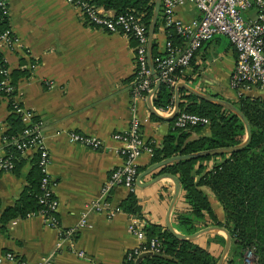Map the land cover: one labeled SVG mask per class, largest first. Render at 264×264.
Segmentation results:
<instances>
[{
    "label": "crops",
    "instance_id": "crops-1",
    "mask_svg": "<svg viewBox=\"0 0 264 264\" xmlns=\"http://www.w3.org/2000/svg\"><path fill=\"white\" fill-rule=\"evenodd\" d=\"M4 2L9 32L14 40L10 44H0V55L8 72L19 67L26 71L13 86L14 98L38 119L48 153L50 189L57 201L55 215L58 227H49L39 214L12 218L0 224V253L12 252L29 264H37L44 258L50 264H123L125 252L140 243V239L128 230L130 218H137L141 229L149 223L165 230V212L172 182L160 178L149 186H142L141 183L149 182L163 172L158 168L142 176L139 186L135 182L132 192L140 206V216L118 209L114 216L107 217L104 212L89 208L92 202L106 201L108 208L116 209L128 193L124 187L117 186L105 196L100 194L110 171L122 162L118 153L120 144L111 138V134L125 130L129 122L136 118L140 122L144 142L158 147L163 136L172 129L170 121L173 118L167 119L172 111H158L152 105L154 92L137 100L132 99L134 42L128 36L105 32L86 23L66 0ZM174 14L182 22L198 16L197 10L189 3L177 6ZM242 15L251 19L254 10L248 9ZM152 40L155 41L158 57L163 54L167 41L160 16ZM234 59L235 52L228 39L223 35H214L194 52L177 84L235 101L234 93L228 87ZM151 60L153 63L152 48ZM154 85L155 80L151 91ZM180 89L188 92L184 88L177 89L179 105L183 102ZM248 96L264 99L263 87L253 88ZM172 99L173 109V89ZM9 113L7 99L0 97V160L5 155L1 136ZM69 132L99 138L103 146L90 149L71 143L67 138ZM207 133L208 127L203 126L199 131L190 133L189 138ZM33 153L32 150L21 153L23 163L17 173L0 168V215L4 208L14 203L26 184ZM219 160L209 161L208 167ZM150 164V155L142 153L136 160V178ZM205 192L216 219L221 221L224 215L219 202L208 191ZM82 214H85L89 226L77 225ZM171 215L172 212L170 221L174 228ZM66 227L74 228V248L81 250L84 257L69 252L66 243L56 249L58 231ZM208 233L223 237L219 231H209L196 236V241L206 246ZM215 245L210 242L208 246L214 249ZM242 253L234 256L239 264Z\"/></svg>",
    "mask_w": 264,
    "mask_h": 264
},
{
    "label": "trees",
    "instance_id": "trees-1",
    "mask_svg": "<svg viewBox=\"0 0 264 264\" xmlns=\"http://www.w3.org/2000/svg\"><path fill=\"white\" fill-rule=\"evenodd\" d=\"M84 1L102 11H111L114 15L126 11L133 12L146 27L153 8V0ZM159 16L160 13L154 32ZM4 31H9L7 15L0 10V33ZM165 33L166 39L172 44L181 41L170 28L166 27ZM155 45V41L152 40L154 60L157 57ZM0 67H6L1 55ZM25 74L26 71L22 67L12 69L7 73L9 84L15 86L17 79ZM179 92L182 93L183 99L179 111L207 117L208 133L189 138L190 133L199 131L202 126L180 129L172 124V129L163 136L158 147L150 144L152 163L172 155L237 145L244 139V127L236 114L220 105L198 99L182 89ZM14 94V90L7 93L0 89V97H8L7 109L10 110L6 118V129L2 132L1 138L5 156L11 162L9 171L17 173L23 158L22 152L16 148V143L27 140L28 136L23 134L25 125L20 116L12 111ZM151 101L157 109L171 106L172 89L159 83ZM232 103L242 112L250 127V139L244 147L228 153L174 161L158 169L175 175L180 183L179 196L171 215L173 226L179 233L189 235L208 225L222 226L229 232L231 239L230 252L224 264H239L234 256H239L245 249L252 250L257 264H264V99L246 95ZM36 122L38 119L32 116L31 123ZM170 122L172 123V120ZM216 158L220 160L208 167V162ZM37 161L38 154L34 152L30 158L32 165L26 184L14 203L1 212L0 224L17 216L38 213L44 208V205L39 203L41 194L39 182L42 174ZM205 190L219 202L224 215L221 221L216 219ZM118 209L134 216L141 215L140 206L133 192L127 193L120 201ZM141 230L145 235V242L140 243L134 264H215L224 243L222 236L213 233H208L207 244L203 246L196 238L177 239L155 224H144ZM149 239L157 241L158 253L148 250ZM210 242L216 244L214 249L208 246Z\"/></svg>",
    "mask_w": 264,
    "mask_h": 264
},
{
    "label": "built area",
    "instance_id": "built-area-1",
    "mask_svg": "<svg viewBox=\"0 0 264 264\" xmlns=\"http://www.w3.org/2000/svg\"><path fill=\"white\" fill-rule=\"evenodd\" d=\"M159 13L162 26L168 27L180 37L178 44H172L168 40L164 45L163 54L153 62L156 79L159 83L173 89L177 84L184 69L194 52L202 43L211 39L214 35L225 36L232 45L235 52V59L232 70L228 77V87L233 91L235 99L246 96L255 87L261 86L264 89V0H159ZM78 11L86 23L93 25L105 32L122 33L134 42V74L132 79L131 97L137 100L147 93H151V86L154 82L147 61V27L142 23L135 13L126 11L113 14L109 11H102L84 0H66ZM184 3L191 4L198 12V16L189 21L182 22L175 17L174 11L177 6ZM248 9L254 10L251 19H245L242 13ZM0 10L6 15V4L0 0ZM9 33V34H8ZM14 37L9 31L0 33V44H10ZM3 61V60H2ZM6 67H0V89L10 93L14 90L9 84ZM6 99L8 97L4 96ZM12 111L20 116L25 125L23 134L28 136L27 140L16 143L20 152L32 150L38 154V167L42 174L39 182L40 196L39 203L44 205L38 213L46 220L51 228L58 227L55 211L57 201L50 189V181L47 174L49 162L48 153L43 143L39 129V122L31 123V113L12 96ZM158 111H172V105ZM176 128L187 129L193 126H207L208 118L202 115L187 111H178L172 120ZM68 141L83 145L90 149H99L103 142L93 136H84L77 132L67 134ZM111 138L117 141L120 146L118 153L122 158L121 164L110 171L109 175L100 188V194L105 196L112 188L121 186L128 192L135 187L137 175L136 160L142 153L151 156L152 148L145 143L140 134V122L133 118L127 128L121 132H114ZM11 162L7 156L0 160V168L9 170ZM106 201H95L89 204L96 212H104L107 217H112L118 211L108 208ZM131 217V215H130ZM79 227L89 226L85 221V214L80 216L77 224ZM128 230L145 242V235L136 219L130 218ZM74 228L66 227L58 231L55 242L56 249L66 243L67 250L82 258L84 253L76 250L73 243ZM125 252L123 264H134L138 254L139 245ZM148 250L152 253L159 252V245L155 239H149ZM29 264L26 260L16 256L12 252L0 253V264ZM37 264H50L47 258ZM241 264H257L256 258L251 249H245L242 253Z\"/></svg>",
    "mask_w": 264,
    "mask_h": 264
},
{
    "label": "water",
    "instance_id": "water-1",
    "mask_svg": "<svg viewBox=\"0 0 264 264\" xmlns=\"http://www.w3.org/2000/svg\"><path fill=\"white\" fill-rule=\"evenodd\" d=\"M159 6H160V1L159 0H153L152 13H151V17H150L148 27H147V54L146 55H147L148 67L151 71L152 78L155 80V85L152 88L151 93H153L155 91L156 86L159 84L158 80L156 79V73H155L153 63L151 60L152 34L154 32V27H155L156 20H157L158 14H159ZM179 88H184L186 91H188L190 94L196 96L198 99L220 105L223 108H225V109L231 111L232 113L236 114L239 117V119L241 120L243 127H244V131H245L244 139L237 145H233V146H229V147H221V148L202 150V151L188 153V154L172 155V156L163 158L157 162H153L148 167H146L144 170H142L141 172L138 173L137 178H135L136 185L139 184L138 181L142 176L152 172L154 169L160 168L161 166L172 163L174 161L188 160V159H194V158L207 156V155H215V154H221V153H228L231 151H236V150L244 147L250 139V127H249L248 121L245 118V116L242 114V112L236 106H234L232 102L225 100V99H222V98L212 96V95H207V94L198 92V91H196V90H194V89H192L186 85H183V84H177L173 88V90H174V105H173L171 115L167 119H170V118L172 119L174 117V115L179 111V102L177 99V89H179ZM149 109L154 115H156V113L154 112V110L152 108H149ZM160 178H167V179L171 180V182H172V192L170 194L169 202L167 204V208H166V212H165V230H167L171 235H173L177 239H181V240L182 239H193L196 236H198L199 234L209 232V231L221 232L223 234L224 243H223L221 252L219 254V257L217 258L215 264H222L223 258L225 257V255L229 249V245H230L229 232L224 227L218 226V225L206 226V227L201 228V229H199V230H197L194 233L189 234V235H184V234H181L178 231H176L172 227V224L170 221V214H171L172 209H173V207H174V205L178 199L179 192H180V183L178 181V178L175 175H172L170 173L161 172V173H158L157 175H155L153 178H151L149 180V182L141 183V185L142 186H149L152 183L159 180Z\"/></svg>",
    "mask_w": 264,
    "mask_h": 264
}]
</instances>
